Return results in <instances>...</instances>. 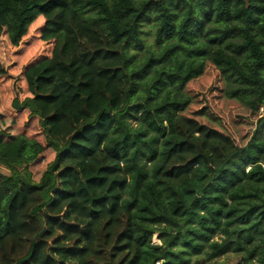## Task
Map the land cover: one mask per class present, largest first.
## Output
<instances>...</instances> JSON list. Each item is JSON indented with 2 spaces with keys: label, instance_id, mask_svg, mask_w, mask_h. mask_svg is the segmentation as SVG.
<instances>
[{
  "label": "trees",
  "instance_id": "1",
  "mask_svg": "<svg viewBox=\"0 0 264 264\" xmlns=\"http://www.w3.org/2000/svg\"><path fill=\"white\" fill-rule=\"evenodd\" d=\"M39 19L52 53L13 106L55 157L35 181L44 144L0 131V264H264V115L240 146L185 114L209 65L264 108V0H0L14 47ZM55 120L75 128L64 142Z\"/></svg>",
  "mask_w": 264,
  "mask_h": 264
},
{
  "label": "rangeland",
  "instance_id": "2",
  "mask_svg": "<svg viewBox=\"0 0 264 264\" xmlns=\"http://www.w3.org/2000/svg\"><path fill=\"white\" fill-rule=\"evenodd\" d=\"M44 24L43 19L36 21L18 47L10 44L6 32L0 36V131L11 129L12 135L24 132L44 144V153L30 166L35 181L40 179L48 164L54 159L55 151L47 143L39 119L31 117L28 110L15 109L13 102L21 103L31 96L25 79L27 68L42 57L51 56L54 43L41 39ZM225 86V80L219 70L212 65L207 66L205 73L191 81L186 87L192 103L185 110V114L223 132L241 146L246 144L252 136L258 118L264 115V108L258 113L251 112L238 101L227 98L224 93ZM47 126L49 134L62 142L66 141L75 131L74 127L57 120L48 123ZM1 171L8 174L4 168H1ZM28 198L30 205L38 201V198L32 195ZM22 221L27 223L29 228L33 226L36 230L40 228L37 220H29L23 216ZM214 239L219 241L221 236L218 235ZM152 243L163 244L160 231L154 233ZM237 263L238 257L230 254L205 264Z\"/></svg>",
  "mask_w": 264,
  "mask_h": 264
},
{
  "label": "clouds",
  "instance_id": "3",
  "mask_svg": "<svg viewBox=\"0 0 264 264\" xmlns=\"http://www.w3.org/2000/svg\"><path fill=\"white\" fill-rule=\"evenodd\" d=\"M158 242V241H157Z\"/></svg>",
  "mask_w": 264,
  "mask_h": 264
}]
</instances>
